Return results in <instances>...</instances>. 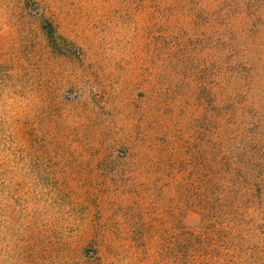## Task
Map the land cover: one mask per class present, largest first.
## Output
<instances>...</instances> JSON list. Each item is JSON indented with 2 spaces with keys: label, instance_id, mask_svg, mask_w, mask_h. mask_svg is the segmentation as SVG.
<instances>
[{
  "label": "rangeland",
  "instance_id": "obj_1",
  "mask_svg": "<svg viewBox=\"0 0 264 264\" xmlns=\"http://www.w3.org/2000/svg\"><path fill=\"white\" fill-rule=\"evenodd\" d=\"M0 264H264V0H0Z\"/></svg>",
  "mask_w": 264,
  "mask_h": 264
},
{
  "label": "trees",
  "instance_id": "obj_2",
  "mask_svg": "<svg viewBox=\"0 0 264 264\" xmlns=\"http://www.w3.org/2000/svg\"><path fill=\"white\" fill-rule=\"evenodd\" d=\"M50 37H52V34H49Z\"/></svg>",
  "mask_w": 264,
  "mask_h": 264
}]
</instances>
